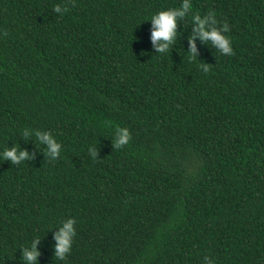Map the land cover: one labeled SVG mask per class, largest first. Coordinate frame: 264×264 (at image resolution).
I'll return each instance as SVG.
<instances>
[{
	"label": "trees",
	"instance_id": "obj_1",
	"mask_svg": "<svg viewBox=\"0 0 264 264\" xmlns=\"http://www.w3.org/2000/svg\"><path fill=\"white\" fill-rule=\"evenodd\" d=\"M183 2L0 0V264H26L37 237V264H264V0H189L156 53L151 17ZM208 12L235 55L197 38L190 62ZM15 146L34 158L3 160Z\"/></svg>",
	"mask_w": 264,
	"mask_h": 264
},
{
	"label": "clouds",
	"instance_id": "obj_2",
	"mask_svg": "<svg viewBox=\"0 0 264 264\" xmlns=\"http://www.w3.org/2000/svg\"><path fill=\"white\" fill-rule=\"evenodd\" d=\"M68 2L73 3V0H68ZM191 9L192 5H190L189 0H184L181 7L160 11L151 17L153 29L151 41L156 53L164 54L169 51L170 46L173 45L177 36L178 19H183ZM54 11L63 14L68 11V7L56 5ZM192 22L195 24V27L193 29V35L189 38L190 52L188 57L190 62L196 60L195 40L197 38L204 44H210L223 55H235L230 39L222 34L229 31V25L225 22L222 27H219L215 12H208L204 16L195 14L192 16ZM4 35L6 36L7 32H5ZM199 68L207 73L210 70V65L200 63ZM114 130L115 138L113 139V148L120 149L126 146L131 140L129 130L118 126ZM22 135L24 139L27 140L29 137V130H23ZM34 135L39 144L46 146L45 156L51 160H55L59 157L61 144L55 140L52 134L36 131ZM89 154L93 159H96L98 156V152L95 148H89ZM34 155L33 153V155L30 156L27 151H21L16 146L11 149H5L2 153L3 160L11 161L13 165H19L26 160H31L34 158ZM74 224H76V221L71 218L63 221L62 226L59 227V231L55 234V258L58 260H66L71 252L73 238L76 235L75 228L73 227ZM39 243L40 239L37 237L32 241L30 247L22 248L23 259L26 261V264H37V258L40 256V252L37 251V244ZM205 258H207V256H205Z\"/></svg>",
	"mask_w": 264,
	"mask_h": 264
}]
</instances>
